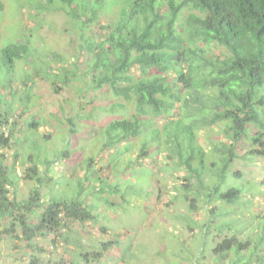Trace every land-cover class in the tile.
Here are the masks:
<instances>
[{"label":"rangeland","instance_id":"1","mask_svg":"<svg viewBox=\"0 0 264 264\" xmlns=\"http://www.w3.org/2000/svg\"><path fill=\"white\" fill-rule=\"evenodd\" d=\"M95 1L3 0L0 95L1 108L10 110L6 132L12 134V147L2 152L5 168L14 167L17 176L10 192L23 200L35 188L44 202L79 197L90 204L96 218L71 222V228L64 230L67 240L60 238L56 249L49 234L34 237L28 245L17 227L20 237L5 234L0 238V264H31L34 258L40 264L61 259L63 264H234L233 251L241 253L247 264H264V240L256 244L264 232V151H256L260 145L239 141L237 156L226 170L225 184L240 186V198L208 204L207 193L218 180L213 161L222 163L223 144L230 142L222 123H207L197 132V144L203 147L207 163L201 187L195 174L186 180V170L175 168L162 143L163 124L180 117L179 110L158 117L144 115L153 119L150 127L161 128L159 149L147 141V152L141 155L142 136L130 143L129 150V142L105 146L110 135L103 132L104 126L137 111L134 94L115 96L109 89L90 86L89 67L94 58L90 46L101 39L106 30L102 26L116 23L127 8L125 0H100L98 16L91 20L90 5ZM167 10L164 4L161 14ZM191 11L195 12L193 7L184 8L177 24L186 23ZM20 43L28 52L14 60L11 71L4 63L3 48ZM211 46L208 54L213 57L225 51L216 43ZM140 73L138 67L132 68L134 76ZM115 103L121 105L109 112ZM32 121L38 123L29 127ZM143 136L150 140V129ZM32 158L39 174L29 178ZM184 185L199 188L201 194L188 192L200 195L198 202L184 196L188 189ZM42 212L40 206L28 214L29 223L38 224ZM234 235L241 239L239 243L227 256L217 258V244ZM108 241L114 242L107 250L101 248ZM241 242L248 245L241 247ZM99 249V261L81 256Z\"/></svg>","mask_w":264,"mask_h":264},{"label":"trees","instance_id":"2","mask_svg":"<svg viewBox=\"0 0 264 264\" xmlns=\"http://www.w3.org/2000/svg\"><path fill=\"white\" fill-rule=\"evenodd\" d=\"M97 1L94 6L90 5L91 20L98 16L102 5V1ZM125 4L127 8L122 9L121 18L114 24L102 26L106 30L101 39L90 46V52L94 53L89 67L90 86L98 90L109 89L115 96L126 98L134 94L137 111L130 118L113 119L104 126L103 132L110 135L105 146L129 142L126 143L129 150L130 143L137 142L135 140L142 136L144 143L153 142L159 149L162 145L156 142L164 135L162 143L166 144L165 149L175 168L186 170V180L195 174L199 181L197 186L201 187L207 163L203 147L197 144V132L207 123H222L230 142L223 144L224 155L219 157L222 163L218 165L213 161L217 165L218 180L207 193L205 202L208 204L215 199L235 202L243 190L240 186H227L225 179L227 168L237 156L238 142L251 140L253 145H260L257 152L264 151V94L261 93L264 88V0H125ZM164 4L168 10L161 14ZM186 7H193L195 12L191 11L186 23L177 24ZM3 9L4 2L0 0V14ZM214 43L223 46L225 51L213 57L208 51ZM27 52L23 43L6 46L3 48L5 65L12 71L14 60L24 58ZM135 67L140 69L139 76L131 74ZM1 97L0 238L5 234L20 237L17 232L20 227L28 245L34 237L49 234L53 236L51 245L56 249L60 238L67 240L64 230L71 228V222L94 220L95 214L90 204L79 197L51 198L44 202L35 188L23 200L11 194L9 188L17 185V176L14 167L5 168L3 159L6 155L2 152L4 148L12 147V134L6 132L11 116L9 109L1 108ZM120 105L115 103L109 112L116 111ZM173 110H179L181 115L163 124L162 135L160 126L150 127L153 119L144 116L152 113L158 117L171 114ZM10 123L14 125L15 121ZM37 123L30 122L29 127ZM146 129H150V140L143 136ZM146 143L141 155L147 152L144 149ZM30 162L29 178L39 174L33 158ZM197 189L188 187L184 196L192 198L193 203L198 202L200 195L197 194L201 193ZM188 192L197 194L189 196ZM40 206L43 212L39 223L32 225L27 215ZM215 209L210 211L214 213ZM240 240L234 235L218 243L214 249L217 258L227 256ZM263 240L264 232L256 244ZM113 242H102L101 248L107 250ZM240 245L248 244L241 242ZM101 252L99 249L81 256L87 261L91 258L99 261ZM233 252L234 264H247L241 253L238 256L236 251ZM39 262V258L31 260V264ZM63 263V259L49 261V264Z\"/></svg>","mask_w":264,"mask_h":264},{"label":"clouds","instance_id":"3","mask_svg":"<svg viewBox=\"0 0 264 264\" xmlns=\"http://www.w3.org/2000/svg\"><path fill=\"white\" fill-rule=\"evenodd\" d=\"M2 14V13H1Z\"/></svg>","mask_w":264,"mask_h":264}]
</instances>
